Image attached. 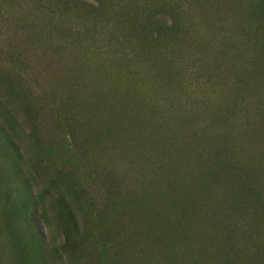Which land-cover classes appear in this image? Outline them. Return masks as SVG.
<instances>
[{
	"label": "rangeland",
	"instance_id": "1",
	"mask_svg": "<svg viewBox=\"0 0 264 264\" xmlns=\"http://www.w3.org/2000/svg\"><path fill=\"white\" fill-rule=\"evenodd\" d=\"M176 171L187 245L264 264V0H0V264H148Z\"/></svg>",
	"mask_w": 264,
	"mask_h": 264
},
{
	"label": "bare ground",
	"instance_id": "2",
	"mask_svg": "<svg viewBox=\"0 0 264 264\" xmlns=\"http://www.w3.org/2000/svg\"><path fill=\"white\" fill-rule=\"evenodd\" d=\"M208 8V7H207ZM205 9V8H204ZM214 9V8H213ZM117 80V79H116ZM171 80V79H170ZM115 91V90H114ZM135 95V94H134ZM137 100V99H136ZM132 101V100H131ZM110 105V103H109ZM109 116V115H108ZM143 116V115H142ZM142 116H140V118H142ZM86 117V115H85ZM148 119V118H147ZM145 123V122H144ZM147 123V122H146ZM116 124V123H115ZM120 124V123H119ZM128 124V123H127ZM157 124V122H156ZM152 126V125H151ZM116 129V128H115ZM127 129V128H126ZM142 129V128H141ZM144 130V129H143ZM133 134V133H132ZM138 134V133H137ZM148 134V133H147ZM154 136V135H152ZM142 139V138H141ZM156 139V138H155ZM151 140V139H150ZM180 140V139H179ZM146 142V141H145ZM153 144V143H152ZM120 145V144H119ZM149 145V144H148ZM184 146V145H183ZM155 148V147H153ZM152 149V148H151ZM174 150V149H173ZM185 150V149H184ZM186 151V150H185ZM164 152V151H163ZM193 152V151H192ZM141 153V152H140ZM182 153V152H181ZM185 153V152H184ZM183 153V154H184ZM151 154V153H150ZM166 153H164L165 155ZM180 154V153H179ZM191 154V152H190ZM118 155V154H117ZM163 155V154H162ZM182 155V154H181ZM180 155V156H181ZM179 156V157H180ZM189 156V154H188ZM187 156V157H188ZM107 157V156H106ZM165 157V156H164ZM153 158V157H152ZM189 158V157H188ZM192 158V157H190ZM169 159V158H167ZM183 159V158H181ZM197 160V159H195ZM168 161V160H166ZM182 161V160H181ZM184 161V159H183ZM191 161V160H190ZM187 162V161H186ZM192 162H194L192 160ZM171 163V162H170ZM182 163V162H181ZM185 163V161L183 162ZM196 163V162H195ZM201 163V162H200ZM156 164V163H155ZM174 164V163H173ZM198 164V163H197ZM161 165V164H160ZM133 166V165H132ZM151 167V166H150ZM190 167V166H189ZM201 168V166H200ZM133 169V168H132ZM159 169H162L161 167H159ZM181 169V168H180ZM175 170V169H174ZM173 170V171H174ZM145 171V170H144ZM189 171V170H188ZM197 171V170H196ZM157 172V171H156ZM193 172V170H192ZM145 173H147V171H145ZM144 173V174H145ZM163 173V172H161ZM185 172H181V171H176L175 173H171L170 176H172V178H168L171 180L170 182V186L169 188L162 192V193H158V196H156V198L158 197L159 199H162L164 201L165 207L163 209V211H159V213H157V211L154 214L148 213L147 216V221L150 227V232H148V234L143 235V237L146 239L147 243L149 245H151V249L149 252V259L147 261L148 264H207L204 257L201 256L197 251V247L196 249L192 248L190 245H187L188 242L186 241L185 235H188L189 232V225L191 226V224H194V219H196L195 215L198 212H194V219L191 216L190 219H186L185 217L181 218V216L185 215V214H189L190 209L192 207V205L197 202L196 200L198 199V201H202L199 200V196L201 197L202 193L200 194L199 189L196 190L195 188L191 187L189 185V183L186 180L185 177ZM188 174V173H187ZM196 174V172H194V175ZM146 176V175H145ZM192 176V175H190ZM144 177V176H143ZM151 177V176H150ZM199 177V176H198ZM164 178V177H163ZM148 179V178H147ZM191 179V178H190ZM189 179V180H190ZM195 179V177H194ZM164 181V179H163ZM166 181V180H165ZM192 181V180H191ZM200 181V180H199ZM190 182V181H189ZM198 182V181H197ZM200 183V182H199ZM138 184V183H136ZM155 184V183H154ZM166 185V184H165ZM168 185V184H167ZM144 186V185H143ZM153 186V185H152ZM158 186V185H157ZM147 187V186H146ZM195 187V186H194ZM152 188V187H151ZM135 190V189H134ZM164 190V189H163ZM154 191V190H152ZM206 192V191H205ZM209 194V193H208ZM154 195V194H153ZM156 195V194H155ZM154 195V196H155ZM147 196V195H146ZM151 197V196H150ZM149 199V198H148ZM201 199V198H200ZM144 200V199H143ZM142 200V201H143ZM207 200V199H206ZM147 201V200H146ZM153 201V200H152ZM156 201V200H155ZM149 202V201H148ZM154 202V201H153ZM157 202V201H156ZM159 203V201H158ZM134 204V203H133ZM138 204V203H137ZM151 204V203H150ZM199 204V203H197ZM209 204V203H208ZM129 205V204H128ZM139 205V204H138ZM153 205V203H152ZM195 205V204H194ZM202 205V204H199ZM141 206V205H140ZM139 206V207H140ZM151 206V205H150ZM196 206V205H195ZM134 207V206H132ZM157 207V205H156ZM162 207V206H161ZM143 208V206L141 207ZM153 208V207H152ZM198 208V206L196 207ZM201 208V207H200ZM146 209V208H144ZM160 210V209H158ZM165 210V211H164ZM178 210V211H177ZM182 212H181V211ZM196 210V209H194ZM199 210V209H197ZM201 210V209H200ZM199 210V211H200ZM134 211V210H133ZM138 211V210H137ZM144 212V211H143ZM201 212V211H200ZM130 213V212H128ZM203 213V212H202ZM133 214V213H132ZM146 214V213H145ZM136 215V214H135ZM144 215V214H143ZM205 215V214H204ZM264 215V214H263ZM129 216V215H128ZM127 216V217H128ZM201 217V216H200ZM185 218V219H184ZM189 218V217H188ZM199 218V217H198ZM197 218V220H198ZM180 220H187L189 223L191 222V224L189 225H183L180 224ZM202 220V219H200ZM199 220V222H200ZM204 220V219H203ZM126 221V220H125ZM196 221V220H195ZM206 221V220H205ZM127 222V221H126ZM131 222V220H130ZM198 222V221H196ZM204 222V221H203ZM135 223V222H134ZM185 223V222H184ZM137 224V223H136ZM130 225V224H129ZM195 225V224H194ZM200 225V223H199ZM201 228L203 226V224L201 223ZM252 225V224H251ZM208 226V225H207ZM137 227V226H136ZM140 227V226H139ZM144 227V226H143ZM153 227H155V231L154 234H151V230L153 229ZM194 227V226H193ZM191 230L192 235L195 233L194 230ZM196 227V225H195ZM197 228V227H196ZM205 228V226H204ZM250 228V227H249ZM261 230V229H260ZM146 231V230H145ZM202 231V230H201ZM140 232V231H139ZM199 231H197L198 233ZM207 232V231H206ZM210 232V231H209ZM153 233V232H152ZM249 233V231H248ZM260 232H258L257 234L259 235ZM263 233V232H262ZM196 234V233H195ZM210 233H208L209 235ZM201 235V234H200ZM245 235V234H244ZM141 236V235H140ZM199 236V235H197ZM260 236V235H259ZM206 237V236H205ZM248 237V236H247ZM193 238V237H192ZM212 238V237H211ZM210 238V239H211ZM206 239V238H205ZM204 239V240H205ZM132 240V239H131ZM191 240V238H190ZM195 240V239H194ZM200 240V238H199ZM135 241V239H134ZM207 241V240H206ZM212 241V240H211ZM198 242V241H197ZM247 242V241H246ZM257 242V240H256ZM131 243V241H130ZM191 243V242H190ZM208 243V242H207ZM206 243V244H207ZM141 244V243H140ZM199 245V243H198ZM197 245V246H198ZM196 246V245H195ZM259 246V245H257ZM136 247V245H135ZM208 247V245H207ZM206 247V248H207ZM261 247H263L261 245ZM132 249V248H131ZM136 249V248H135ZM257 249V248H256ZM138 250V249H137ZM215 250V249H214ZM254 250V249H253ZM221 252V250H220ZM218 251V253H220ZM143 253V252H142ZM217 253V252H216ZM222 253V252H221ZM144 255V254H143ZM206 255V254H205ZM209 255V254H208ZM218 256V254H217ZM227 256V255H226ZM138 257V256H137ZM147 257V256H146ZM212 258V257H211ZM210 260V259H209ZM223 261V260H222ZM213 262V260H212Z\"/></svg>",
	"mask_w": 264,
	"mask_h": 264
}]
</instances>
